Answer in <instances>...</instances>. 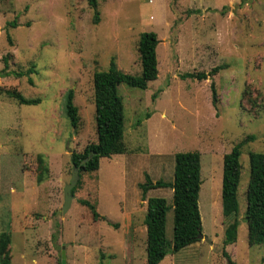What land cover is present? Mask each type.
I'll return each mask as SVG.
<instances>
[{
	"label": "rangeland",
	"instance_id": "obj_1",
	"mask_svg": "<svg viewBox=\"0 0 264 264\" xmlns=\"http://www.w3.org/2000/svg\"><path fill=\"white\" fill-rule=\"evenodd\" d=\"M98 10L94 24L87 0H0V235L11 234L12 264H61L63 246L68 264H146L147 201L140 184L146 174L173 182L175 155L187 152L201 154L209 177L199 206L202 233L212 243L201 240L161 264H228L224 250L236 264H264V245L249 244L245 221L249 155L264 154V0H100ZM145 32L160 41L159 77L147 90L118 88L127 152L83 173L63 214L71 155L98 141L94 74L115 59L119 70L139 76ZM220 66L226 68L203 82L180 78ZM8 90L41 102L20 105ZM70 90L79 109L77 129L65 113ZM250 136L255 139L241 148L238 240L224 246L222 194L216 191L222 193L223 159ZM40 155L46 170L39 169ZM150 197L168 202L172 242L173 191L151 190ZM80 200L94 204L102 218L94 220Z\"/></svg>",
	"mask_w": 264,
	"mask_h": 264
},
{
	"label": "trees",
	"instance_id": "obj_2",
	"mask_svg": "<svg viewBox=\"0 0 264 264\" xmlns=\"http://www.w3.org/2000/svg\"><path fill=\"white\" fill-rule=\"evenodd\" d=\"M89 7L94 12V24L100 22L99 2L100 0H87ZM12 27H17L15 22ZM159 39L154 32H145L141 35L138 52L140 54L142 72L139 76L126 74L119 70L115 59L111 60L110 68L104 72L94 74V100L96 108V125L98 141L88 145L83 152H74L71 155L73 166H79L84 160L89 159L80 170L83 173H94L100 169V162L103 158H112L127 152L124 142L125 137V107L123 98L118 88L126 84L132 88L147 90L149 84L159 77L157 47ZM5 69H8V57L4 58ZM226 67L214 68L210 73L194 72L180 76L182 80H193L198 82L206 81L210 76L217 75ZM30 70L27 74H32ZM16 77L26 74L13 73ZM11 73L4 72V77L11 76ZM33 85L32 79L29 80ZM212 105L217 110L219 95L213 84ZM2 93L3 91L0 90ZM4 93L20 105H38L39 99H27L16 90L4 91ZM75 93L70 90L66 94L65 113L71 126L77 129L80 124L79 109L74 103ZM216 116H219L217 111ZM151 117L147 114V119ZM142 121H139L140 125ZM250 136L242 143L233 147L230 153L223 159V180H222V208L223 217L226 223L224 233V246H230L238 240L240 226L239 215L240 205L238 191L241 180V148L249 141ZM251 174L247 189V209L245 221L248 227V241L251 246L264 245V154L250 153ZM40 161L39 169H48L43 157L38 156ZM43 179H39L42 182ZM202 161L199 152L177 153L175 155V169L173 182L159 180L154 182L148 174L145 175V182L140 184L144 201H147V213L145 226L147 230V263L161 264L170 254L179 253L181 250L192 246L199 241L203 231L202 216L199 200L202 187ZM76 187L73 190L75 195ZM171 189L173 191V212H174V236L173 241L167 239V215L170 211L165 198L150 197L147 193L156 189ZM1 199V197H0ZM79 203L87 207L94 220L101 219L96 206L87 200H80ZM117 227V226H115ZM11 234L4 232L0 235V264H12L11 255ZM228 264H236L227 251H223ZM102 264V263H101Z\"/></svg>",
	"mask_w": 264,
	"mask_h": 264
},
{
	"label": "water",
	"instance_id": "obj_3",
	"mask_svg": "<svg viewBox=\"0 0 264 264\" xmlns=\"http://www.w3.org/2000/svg\"><path fill=\"white\" fill-rule=\"evenodd\" d=\"M90 157L86 160H84L79 166H74L73 167V174L71 177V180L69 182V184H67L65 186L64 189V204L62 207V213L66 214L72 207L75 195L73 193V190L76 188V186L78 185L80 179H81V175H80V170L81 167L87 163L89 161ZM200 240H205L208 243H212V241L203 233L200 234L199 236ZM61 264H68L67 263V256H66V247L63 246L62 248V253H61Z\"/></svg>",
	"mask_w": 264,
	"mask_h": 264
},
{
	"label": "crops",
	"instance_id": "obj_4",
	"mask_svg": "<svg viewBox=\"0 0 264 264\" xmlns=\"http://www.w3.org/2000/svg\"><path fill=\"white\" fill-rule=\"evenodd\" d=\"M202 181H203L202 187L204 186L205 182L207 183V181H209V177H204V175H203V171H202ZM202 187H201V189H202ZM216 191L218 192V194H219V193L222 194V193H221V187H220V189L218 188ZM200 193H201V192H200ZM145 227H146V226H145Z\"/></svg>",
	"mask_w": 264,
	"mask_h": 264
}]
</instances>
